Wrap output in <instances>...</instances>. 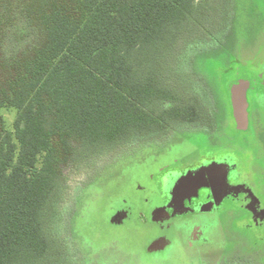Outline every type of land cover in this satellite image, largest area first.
<instances>
[{
	"label": "trees",
	"instance_id": "trees-1",
	"mask_svg": "<svg viewBox=\"0 0 264 264\" xmlns=\"http://www.w3.org/2000/svg\"><path fill=\"white\" fill-rule=\"evenodd\" d=\"M246 3L264 21V0H0V109L15 111L10 126L0 115V264H60L69 163L181 126L196 128L186 133L194 140L221 127V81L247 67L239 52L255 37L244 23ZM182 41L188 52L169 64ZM192 70L196 79L182 84ZM134 224L108 235L146 236ZM100 238L97 249L115 242ZM127 253L123 264L140 263ZM192 253L169 263L192 264ZM111 254L119 263L120 254ZM151 254L141 264L169 258ZM90 255L79 258L96 261ZM222 264L253 263L230 257Z\"/></svg>",
	"mask_w": 264,
	"mask_h": 264
},
{
	"label": "rangeland",
	"instance_id": "rangeland-1",
	"mask_svg": "<svg viewBox=\"0 0 264 264\" xmlns=\"http://www.w3.org/2000/svg\"><path fill=\"white\" fill-rule=\"evenodd\" d=\"M245 8L244 13L248 15L247 19L244 17L246 19L244 23L251 28L255 36L251 43L248 44V42H246L239 52L242 58L246 60L255 56L254 53L257 52L259 46L264 44V21H261V18H259V21L258 18L255 17L257 8L254 5L252 6V4L246 3ZM261 10H264V6L261 7ZM239 29V38L243 40L248 33L241 26ZM186 46L187 44L184 41L180 42L178 49L172 53L170 59L168 58V63L173 65L178 64L184 51H186ZM182 59L184 58L182 57ZM187 73H189V71H187ZM175 77L176 76L172 75L171 78L173 81L177 79ZM187 77L194 80L197 75L194 74L193 70L190 71L181 81H184L182 84H187V82H185L189 80ZM227 80L228 78L224 81L227 82ZM207 93L208 95H206V98L210 101L211 107L215 109L214 94L209 91H207ZM0 115L7 122L8 126H10L15 111L0 109ZM262 123L264 125V116L262 118ZM193 129L196 128L181 126L178 129L166 131V133L160 136L139 139L138 141L136 140L126 145L113 148L102 154L100 151L93 152L92 154L89 153L91 155L84 157V160L79 162L76 161L72 164L69 163V165L64 168L63 195L59 203L62 214L60 231L62 237L70 239L73 250L70 252L68 248L69 241H67V239L60 242L62 251L59 257L60 264H93V262L96 264H114L112 260L109 261L111 257L108 255L111 253H119L120 259L117 264H123L127 257H129L127 252H134L137 258L136 260L140 261L139 264L145 261V258L150 255L148 250L157 248L155 243H152L151 246L147 248L144 238H139L137 234L122 232L112 238L108 235V233L113 232L112 230L115 228L119 230L120 228L124 229L127 226L130 227L135 225L131 222V214L129 217L130 222L124 223L123 225L106 224V220L110 218L112 211L122 207V204L123 207L125 204L126 207L124 208L130 209L132 214L137 211L135 207H139L140 210H143L145 206L155 207L156 205H161L159 211H171L172 216L175 217V223H178L182 222V220H187L184 219L182 215L188 211H192L191 206L186 208L182 206L177 188L178 184L187 178L217 172L225 175L229 179L231 186H234L238 182H247V186H249L248 181L250 182L251 179L255 180L256 178L259 182H264V175L256 177L253 174L249 176L246 173L247 170H249L247 162H236L237 164L235 166L237 170H235L229 166L228 161L224 158L208 153V151L212 149L208 147V142H203L198 144L199 150L197 149L188 159L182 162H173V165L176 166L172 174L175 178L173 180L174 182H169V184L165 182L163 186V190L170 195V200L167 204L161 193L156 189L153 191L151 186L148 191V193H150V198L147 204H143L142 201H140L135 205L136 197L139 196L141 198V196L139 192L137 193L133 189L134 185L137 184L144 175H148L146 172L167 164L172 158L170 155L173 153L172 150L170 151L171 148H169L168 151H159L158 146L172 143V138L184 135ZM204 134V132H200L194 135L197 139L196 143L198 142V136L202 137L199 140H208L207 135L205 136ZM210 135L214 138L215 131H211ZM244 136L245 138L247 137L250 142V145L247 146L246 144V146L243 147L246 152L248 150L252 153L264 152V131L261 135V139L259 137L255 139L252 131L245 133ZM186 140L192 142V138H186ZM212 140H215V138ZM181 142H184V140ZM206 144L207 157L211 156L215 158L214 160L206 161V163L198 167L191 166L182 172L176 169L185 166V164L195 163L193 158L197 157L199 153L203 151L204 145ZM186 146L187 144L184 148H182V146L177 148V154L182 153ZM262 162L264 163V158ZM144 166L146 167L143 168ZM231 186L229 187L231 188ZM235 187L241 188V185H236ZM243 188H245L246 192H249L248 187L245 186ZM207 191V188H200L193 196L202 199L208 194ZM258 191H256V194L259 198V210L264 211V191ZM225 195L226 193L213 194V201L200 204L194 211L199 210L200 207L207 211L210 210L213 202L217 201V197L223 198ZM233 197L234 199L232 201L223 202L219 205V209L215 211L217 214H205L198 218L203 222L205 220H210L214 226L213 230L208 232V236L211 238L210 243L201 250L203 255H205L203 256L204 264H222L224 260L230 257L248 260L253 264H264V217L255 215L247 210L245 206L247 196L237 194ZM145 210L146 208L144 211ZM80 215L86 216L89 221L92 219L90 222L92 226H90L89 221H85V218L81 219ZM152 221L156 222V219L149 218V222L142 227L151 230L152 224L150 222ZM128 227L127 229H129ZM95 229L103 230L105 233L99 235L98 233H94ZM100 237L105 238V241L115 242H111L109 245L105 246L104 249H102L103 247L97 249L101 245V241L98 240ZM82 238H84L89 245H85ZM176 250L177 249H175V251ZM101 251H105L107 255L104 254L100 256ZM124 251H126V254ZM84 253H89V256L93 254V258H95L96 261L81 260L80 258ZM152 255L157 256L153 253L151 256ZM73 256L76 258H73ZM104 256H106L105 259L102 258ZM113 256L114 255H112V257ZM99 259L103 260L104 263L97 261ZM174 260L175 259L172 257L167 258L164 264H170L169 261L172 262ZM155 264H157V262H155ZM192 264H200L196 255H193Z\"/></svg>",
	"mask_w": 264,
	"mask_h": 264
},
{
	"label": "flooded vegetation",
	"instance_id": "flooded-vegetation-1",
	"mask_svg": "<svg viewBox=\"0 0 264 264\" xmlns=\"http://www.w3.org/2000/svg\"><path fill=\"white\" fill-rule=\"evenodd\" d=\"M248 60L247 67L243 70L235 71L231 75L230 79L227 80L229 83L225 82L223 79L221 81L223 87H221L222 94L218 97L221 101V103L218 104V113L220 115L218 119L222 121H218L221 124V127L217 129L215 136H213L215 140H212L214 138H212L210 134H207V141L198 139V142L196 143L197 139L194 140L192 137V142H190L186 140V138H190V136L185 134L172 138V143H168L164 146H158L159 151H168V149L171 148L170 151H173V153L170 154L172 158L169 162H167V164H160L161 166L146 172L148 175H144L140 181L134 185L133 189L137 193L139 192L141 196V198L139 196L136 197L135 205H137L140 201H142L143 204H147V201L150 198V193H148V191L151 186L153 191L156 189L161 193L162 197L165 199V203L167 204L170 200V195L163 190V186L165 185V182L169 184V182H172L175 179L172 176L176 167L173 165V162H182L183 160L188 159L191 154L197 151V149L199 150L198 144L203 142H208V147L212 149L208 151V153L224 158L228 161L231 168L237 170V167L235 166L237 164L236 162L243 161L248 163L249 170H247L246 173L249 176H252V174L256 177L264 175V163L262 162L264 152L252 153L249 152L250 150L246 152L243 149L246 144L247 146L250 145L248 138H245L244 136L245 133L252 131L255 139L258 137L261 139V135L264 131V125L262 123V118L264 116V50L260 56H253L248 58ZM237 80H241L248 84L245 91L246 126L244 128L239 127L240 125L234 114L230 94V86ZM183 140L184 142H181ZM186 144L187 146L183 149L182 153L177 154V148L181 146L184 148ZM193 159L195 163L185 164V166L176 169L179 172H182L191 166L198 167L206 163V161H212L215 158L211 156L207 157L206 144L204 145L203 151H201V153ZM145 167L146 166L143 168ZM221 181L222 180H214L211 182V185L200 186L190 195H179L182 206L184 208L191 206L192 209L191 212L188 211L182 215L184 219H187L182 220V222L175 223V217L172 216V213L169 210L166 212L159 211L161 205H156L155 207L145 206V211L144 209L140 210L139 207H135L137 211L132 214L131 210L124 208L126 206L124 204L123 207L122 204V207L112 211L109 219L111 223H115L116 225H123L124 223L130 222V214V219H132L131 222H137L142 225H146L147 222H149V218L156 219V222H150L152 224V229L149 230L150 232H147L146 236H142L145 240L147 248L151 246L152 243H155V246H157V248L148 250L150 253L156 255L163 254L169 258H178L183 256L186 257V254L194 252L192 254L196 255V257H198V262L202 264L204 262L203 256L205 255H203L201 250L203 245L209 241L210 237L208 236V232L213 230L214 226L210 220H205L203 222L198 218L205 214H217L215 211L219 209V205L223 202L232 201L234 199L233 196L237 194L247 196L245 206L247 207V210L251 212L248 209L251 197L243 187H248L249 191H252L256 196V191H264V182H259L257 178L255 180L251 179L250 182L248 181L249 186H247V182H238L234 186H231L229 179L226 177V187H223ZM236 185H241V188H236ZM229 186H231V188ZM200 188L208 189V194H206L202 199L193 196ZM219 193H226V195L223 198L217 197V201L213 202L210 210L207 211L200 207L199 210L194 211L200 204L213 201V194ZM121 202L123 203L122 200ZM258 212L259 204H257L256 209L257 215ZM175 249L177 250L175 251ZM173 251L175 252L171 253Z\"/></svg>",
	"mask_w": 264,
	"mask_h": 264
},
{
	"label": "water",
	"instance_id": "water-1",
	"mask_svg": "<svg viewBox=\"0 0 264 264\" xmlns=\"http://www.w3.org/2000/svg\"><path fill=\"white\" fill-rule=\"evenodd\" d=\"M248 84L241 80H237L230 86V94L232 98V104L234 108V114L238 120L239 127L244 128L246 126V97L245 91ZM214 180H222L221 183L223 187H226V177L217 172H211L208 175L191 177L187 178L184 181L180 182L177 186L179 195H190L193 191H195L200 186L211 185V182ZM251 201L248 205V209L256 214L257 204H259V200L257 196L252 192H248ZM257 215V214H256ZM258 215L264 217V211L259 210Z\"/></svg>",
	"mask_w": 264,
	"mask_h": 264
}]
</instances>
